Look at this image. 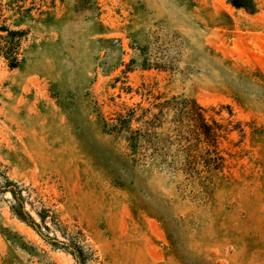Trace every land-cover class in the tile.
<instances>
[{"label":"rangeland","instance_id":"obj_1","mask_svg":"<svg viewBox=\"0 0 264 264\" xmlns=\"http://www.w3.org/2000/svg\"><path fill=\"white\" fill-rule=\"evenodd\" d=\"M231 1L0 0L22 32L0 57V264H264V0ZM173 98L220 128V171L203 143L174 160L191 178L149 157L175 154Z\"/></svg>","mask_w":264,"mask_h":264},{"label":"trees","instance_id":"obj_2","mask_svg":"<svg viewBox=\"0 0 264 264\" xmlns=\"http://www.w3.org/2000/svg\"><path fill=\"white\" fill-rule=\"evenodd\" d=\"M241 1L242 0H232L231 4L235 8H244L240 3ZM0 33L4 34V36H0V57L9 61V67L14 68L17 64L15 59L16 42L22 35V32L10 31L7 27L0 26ZM170 106H172L173 109L172 122L174 123L173 132L175 133V140L172 145L175 144V154L171 156V161H167V154L164 151L165 148L159 147L158 145L154 146V149L151 151L149 157H155L159 162L158 166H162L163 169L170 170L171 172L182 170L186 176L191 178L200 173V171H197V167H195L194 162L190 161L187 162V164L179 163L178 165L174 160L179 159V153H183L185 155V160L193 159V157L190 156L192 150H195L199 144L203 143L207 145V147H212L214 149L213 152L206 150L205 154L207 156L211 153L216 155V159H207V157L203 159L204 162L202 166L204 172L210 173L212 171H220L223 168V160L216 153L217 140L220 138L221 134V132H219L221 131L220 128L217 127V131L214 130L211 125H208L204 118L205 110L197 105L194 100L173 98L170 102L166 101L160 104L159 108L162 111L164 109H168ZM134 114L135 111L131 110L127 116L128 119L120 117L118 126H112V129L116 130L117 133L120 134L124 128L126 129L128 127V124ZM214 126L217 125L214 123ZM151 137L152 135L146 132L143 134L139 131L130 132V137L127 139V142L130 144L133 155L138 153L140 141L143 139V141L146 140V143H149L151 142ZM191 141H193V143H191ZM183 142L186 143L185 146H181ZM212 163H215V165H212ZM10 194L17 201L15 193L10 191ZM21 209L22 207L20 203L17 202L16 214L20 217V219L21 213L18 212H22ZM40 218L42 219L41 216Z\"/></svg>","mask_w":264,"mask_h":264}]
</instances>
